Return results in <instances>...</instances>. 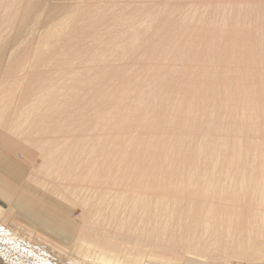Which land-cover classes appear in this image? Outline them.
<instances>
[{"label": "bare ground", "instance_id": "bare-ground-1", "mask_svg": "<svg viewBox=\"0 0 264 264\" xmlns=\"http://www.w3.org/2000/svg\"><path fill=\"white\" fill-rule=\"evenodd\" d=\"M26 1L0 0V41L7 28L18 23L20 29H27L33 21L40 20L45 11L49 17L54 16L48 29L50 35L55 37L61 36V23L67 18L58 17L66 11L67 6L79 12L83 9L86 15L96 12V5L87 1L86 4L54 6L53 9L49 5L50 0L46 3V0ZM263 4V1L251 2L247 3L250 7H246L245 3L222 2L212 6L210 10L215 18L199 23L194 30L200 36L194 34L191 40L186 37L187 30L175 18L167 16L161 19L156 23L155 35L141 39L139 47L143 51L173 49L170 50L171 62L179 59L181 63L155 69L143 64L141 52H132L130 60L136 63V72L132 75L117 74L114 80L120 83L117 98L134 100L128 106L117 100L111 102L114 114L107 112L101 103L102 89L97 91L95 87L80 89L73 86L69 87L70 92L64 97H54L49 90L43 89L33 98L41 89L39 87L50 81L46 82L42 73L20 80L26 85L28 93L19 106L21 123L18 121L17 128L22 129L23 135L28 137L27 142L29 138H34L33 146H37L36 149L46 157L47 165H62V173L56 174L61 179L74 177L77 182L95 186L88 189L86 204L92 209V223L86 232H81L72 246L78 261L92 264H169L162 258L152 257L150 249L153 247L170 252L180 250L185 255L176 264H183L186 257H197L205 262H229L233 259L232 255L238 257L239 252L249 255L248 259L252 262L264 260V211L246 205L249 204L247 200H256L257 194L255 196L251 191L247 194L248 190L242 194L240 190L229 191L225 188V183L234 175H241L239 178L242 181L248 178L245 176L248 174L264 176ZM125 17L131 18L130 15ZM219 18L223 22H230L227 35L234 39L230 44L231 56L233 52L240 53L248 64L242 58L244 64L241 59L216 57ZM100 21L113 23L117 18L103 16ZM208 38H213L212 44L209 41L211 46L203 44L202 40ZM72 40L73 36L70 35L63 42L67 45ZM192 42L195 44L194 51L190 48ZM174 50H177V55ZM15 51L7 49L10 61L15 57ZM192 57L202 61V64H190ZM25 60V55L17 56L14 71ZM230 66H236V70L229 71ZM104 71L100 69L97 75L101 76ZM167 83L170 86L165 88ZM15 89L12 85L0 93V121L10 106L8 101L15 96ZM77 92L85 93L88 105ZM78 101L83 106H78ZM31 103L40 107L39 114L36 111L25 113V108ZM90 108L95 112L92 113ZM141 110L147 116V123H140L134 134L143 136L148 142L143 149L129 142L130 135L133 136L130 127L126 131L120 128L126 116L136 119ZM226 118H229L228 124H216L218 119ZM112 125L114 131L111 135L102 132V129ZM75 130L84 136L64 139L70 131ZM93 132L95 138H89L88 134ZM52 134L59 137L51 139L54 137ZM47 136L50 139H46ZM56 146L61 149L53 151ZM218 147L227 151L215 158ZM79 153L86 155L76 161L74 156H79ZM166 156L170 161H165ZM212 164L229 172L204 174ZM173 165L189 167L188 171L195 173L186 175L183 171L174 172ZM198 170L203 173L196 172ZM258 179L261 182L264 177ZM65 189L71 193L77 192L71 187ZM260 196V202H264V195L260 193ZM8 211L0 206V220ZM242 215L246 217L245 220H240ZM232 228L238 231L224 234V229ZM210 229L216 234L220 233V237L211 233L215 237L211 238ZM0 230L4 235L14 232L22 238H34L15 224L5 228L0 225ZM216 241H221L222 245ZM1 242L0 254L6 255L2 253ZM160 244H164V247H160ZM219 245L224 253H214L216 255L213 256ZM39 249H42L44 256L52 255L54 259L66 257L49 244ZM42 262L49 264L48 259Z\"/></svg>", "mask_w": 264, "mask_h": 264}, {"label": "rangeland", "instance_id": "rangeland-1", "mask_svg": "<svg viewBox=\"0 0 264 264\" xmlns=\"http://www.w3.org/2000/svg\"><path fill=\"white\" fill-rule=\"evenodd\" d=\"M86 1L91 5H96L94 8L96 12L86 15L83 14L86 12H83V9H80L79 12L74 9L72 10L69 8L70 6H67L66 11L58 17L67 18L63 23H61V36L55 37L50 35V29H48V27L49 24H51V20L54 18V16L51 15L49 17L47 11H45L40 20L33 21L31 24H29L27 29H20L18 27V23L15 26L7 28V30L4 31V37L0 41V93L2 91L5 92V90L12 85L16 87L14 90L15 96L10 101H8L10 106L0 121V159L3 161L2 165L4 167L10 168V170L15 173L17 178H21L25 181V183L31 186L34 194L37 192L43 193L44 195H47L49 199L54 201L47 202V204L53 208L48 210L50 219H55L61 222V224H67L71 227V233L67 232L65 235L61 234L60 236H54L45 231L37 230L10 214L8 211L10 206L8 207L0 201V206L8 211L6 214H3L2 219L0 220V225L5 228L8 227L9 224H15L26 230L27 233H31L34 237L30 240L27 237L22 238L21 235L19 236V234H14V232H10V235H4L0 230V241H2L1 244L3 245L2 253H7L6 255L0 254V264H44L42 261L47 259L49 264H92L89 262L81 263L78 261V257L74 253L72 246L74 241L79 238V235L86 232L85 230H87L90 222L92 223V209L86 204L87 199H89L88 189L95 186H90L87 182H77L74 180V177H70L69 180L64 178L61 179V177L57 176L56 174L62 173V165H47L46 157L41 154L42 152L39 151V149H36L37 146H33L32 140L34 138H29V141L31 140V144L28 143V137L23 135L22 129L17 128L18 121L21 123V118L18 115L19 106L21 105L22 98L28 93L26 85L20 82V80H25L26 77L37 73H42L46 78V82L50 81L47 85H43V87L40 86L39 88L41 89L37 91L33 98H35L43 89L49 90L54 95V97H64L66 93L70 92L69 87L73 86H78L80 89L95 87L97 91H101L98 89H102L104 92L101 91V103L105 105L107 112L114 114L115 111L112 110V107L110 106L111 102L117 100L120 104L128 106L134 100L133 98L118 99L116 93L120 87V83L114 80V78L117 77V74L132 75L134 72H136V68L134 67L136 63H132V60H130V54L132 52H141L143 64L151 67L154 66L153 68L155 69H164L170 64L181 63L179 59L178 61H175L177 59L173 60L175 61L173 63L171 62L170 50L173 49H146L143 51L144 49L139 47L141 39L155 35L157 31L156 23H158L161 19L164 20V18L167 16L175 18L178 24L182 26L183 29L187 30L186 37L191 40L192 36H195L194 34H196V31L194 30L195 27H197L199 23H206L204 22L205 20H209L214 17L210 10L212 6H218L222 2L245 3L246 7L248 6L247 3L251 2L261 3L263 1L264 3V0H50L49 5L53 9L54 6L78 4L81 2L86 4ZM26 2H29V0ZM46 2H48V0H46L45 3ZM126 15H130L131 18H126ZM103 16H113L117 18V21L113 23L102 22L100 19ZM221 20L219 18L217 26L219 32L216 30L218 35L219 33L220 35L217 36L216 41L214 40L218 46L215 53L216 57H231L235 60H240L242 58L244 61H246L247 59L245 60V57L243 56V58L242 54L240 53L237 54V52H233L235 55L232 53L233 57L231 56L232 50L230 44L234 39L233 37L227 35L228 27L230 26L228 23L230 22H227L228 20H226L224 23ZM12 24L13 23H9V25ZM70 35L73 36V40L69 43H66L67 45H65L63 39ZM196 35L198 36V34ZM211 40H213V38L210 40L209 38L208 40L203 39L202 41L204 43H202L204 45L205 43H208L209 45V41L211 42L210 44H212ZM238 40L240 41V38ZM193 44L194 42H192L190 45L192 50L195 48L193 47L195 44ZM8 48L16 50V55L11 59V61L7 57ZM174 51L177 55V50ZM22 54L26 56V60L18 67L16 71H14V68L16 67L15 59L17 56ZM187 54L190 55L189 53ZM189 63L192 65H199L202 64V61H198L192 57L189 59ZM244 63L248 64V61ZM243 66L248 67L246 65ZM100 69H105L101 76L97 75ZM234 70H236V66L229 67V71L232 72ZM169 86L170 83H167L165 88ZM78 93L82 95V101L88 105L89 101L85 98V93L77 92L76 94ZM47 94L48 93H45V95ZM30 105L25 108V113L31 114L32 112L36 111V113L39 114L38 109H40V107L32 103ZM78 106L83 105H80L79 103ZM121 108L124 107H120L119 109ZM90 111L94 113L95 109L90 108ZM138 114H140V116L136 119L133 116H126L122 120L124 123L120 124V128L126 131L130 127L133 136L139 137V139H134V137L130 135L131 133H129L130 138L132 139L131 140L129 138V142H132L134 147L139 146L143 149L148 146V142L143 139V136L134 134V132L135 128L140 123H147V116L142 114V110L141 113ZM16 115L18 116L16 117ZM229 118L218 119L216 124L226 125L229 122ZM112 129L113 125L105 128V130L102 129V132L106 135H111L114 131ZM94 135H96L94 132L91 133V135L88 134L89 138H95ZM49 136H47L46 139H48ZM52 136L54 137L51 139H57V137H59V135L56 137L54 134H52ZM83 136V134L75 130V132L70 131L68 136H66L64 139L73 140L74 138H80ZM60 149L61 147L56 146L54 147L53 151H58ZM226 151V148L218 147L215 158L223 156ZM79 154L80 155L77 157L76 155L74 156L76 161L79 160L77 158H82L86 155L84 153ZM164 159L165 161H170L169 157L167 156L164 157ZM173 166L174 172L183 171V173L186 175L195 173V171H188L189 167H182L180 165ZM225 169L226 168L219 169L215 164H212L210 165L209 170L206 171L207 173L204 172V174H208L209 172L218 173L219 171L228 173L229 170L227 171ZM196 172L200 174L203 173L200 170ZM257 174H248L249 176L245 175L248 177L245 179V181H242L239 178L241 175H234L236 178L233 176V178H231L233 180H228L225 183V188L229 191H234L233 189L237 191L240 190V192L242 191V194L247 193L248 190L247 194H250L251 191V194L254 193L253 195L255 196L256 194L257 196L259 195L258 197L256 196L257 198L255 197L256 200H247L249 204L246 205H248V207L250 206V208L254 206L256 209H259L258 211L263 212L264 208L262 207H264V202H260L259 198L261 197L260 193L264 195V183L261 185V187L259 186L260 188L258 185L261 184V182H264V180L262 179L260 182V179L258 178H263L264 176L263 174ZM105 182L106 181H104L103 184ZM66 187H71L72 190H77V192L71 193V191L65 189ZM258 190L259 193H257ZM259 203H262V205ZM225 204L232 205V203H223L222 205ZM241 218H244L243 220H245L246 217H243L242 215L240 220H242ZM98 227L100 228V226ZM108 230L115 231L113 228H109ZM237 231L238 230L236 228L223 230L224 234L226 235H228L227 232H230L231 234L232 232L236 233ZM214 232L215 231L210 229L209 234L211 238L214 236L220 237V233L216 234ZM39 241L41 243H39ZM216 242L218 243V241ZM220 242L218 244L222 245ZM18 243L21 245H18ZM44 244L53 246L57 250L62 251L64 255L68 257L64 258L63 256L61 260L57 257L54 259L55 257L52 255H48L49 257L47 255L44 256L45 254L43 255L41 252L42 249H39L40 246H44ZM160 247L163 248L164 244H160ZM21 248L24 250L22 251ZM150 250L152 257H156L157 259L162 258L169 264H176L178 260H180V258L184 257L185 255L180 250L177 252H170L169 250H163L156 247H153ZM222 250L223 249L220 246V248L215 250L216 252H213V256L216 255L214 253L221 255L222 252L223 254L224 250ZM34 252L37 253L35 254ZM38 253H40L42 257ZM245 255H247L245 252H239L238 258L237 256L232 255L233 259H231L228 264H250V260L248 259L249 255ZM187 260L207 263L197 257H186V261ZM213 262L220 263L219 260H214Z\"/></svg>", "mask_w": 264, "mask_h": 264}, {"label": "crops", "instance_id": "crops-1", "mask_svg": "<svg viewBox=\"0 0 264 264\" xmlns=\"http://www.w3.org/2000/svg\"><path fill=\"white\" fill-rule=\"evenodd\" d=\"M2 162L0 159V201L6 206H10V214L29 226L54 236L65 235L67 232L71 233L70 225L61 224L55 219H50L48 210L53 208L47 202L52 200L43 193L37 192L34 194L32 187L21 178H17L10 168L2 165ZM249 262L250 264H264V260ZM183 264H228V262L202 263L193 260L186 261L185 259Z\"/></svg>", "mask_w": 264, "mask_h": 264}]
</instances>
